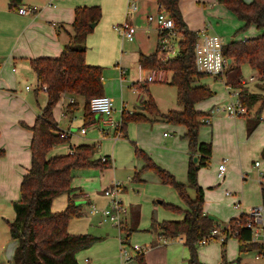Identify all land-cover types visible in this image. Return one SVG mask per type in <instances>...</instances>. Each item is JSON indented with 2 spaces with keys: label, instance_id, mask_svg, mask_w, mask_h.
I'll list each match as a JSON object with an SVG mask.
<instances>
[{
  "label": "trees",
  "instance_id": "obj_1",
  "mask_svg": "<svg viewBox=\"0 0 264 264\" xmlns=\"http://www.w3.org/2000/svg\"><path fill=\"white\" fill-rule=\"evenodd\" d=\"M157 2L160 9L167 12L174 20L176 31L182 36L179 52L175 58L165 62L159 60V50L150 56L142 54L139 63L143 70L163 69L172 75L170 85L177 90V101L181 110L162 113L154 98L149 96L148 100L142 104L143 112L137 111L123 115L122 130L125 131L129 121H157L183 125L187 128L186 138L189 141L191 156L188 185L177 181L171 173L158 166L137 147L136 154L146 161L144 169L154 170L162 183L172 186L188 207L187 211H183L171 204L162 203L166 209L184 214V219L162 223L155 219L154 230L159 231L166 241L183 237L184 245L190 253L187 264H203L200 262L197 246L210 236L213 230L220 227V221H211L204 211L205 191L199 185L198 173L201 168L210 163L213 150L211 144L199 142V130L205 124L204 120L208 114L197 111L195 106L212 98L214 92L206 86L196 85L197 81L204 77L197 72L194 64V48L200 33L191 31L187 27L179 7L180 0H157ZM218 2L231 10L244 23L243 28L256 26L263 32L260 37L239 42L232 41L224 47L225 56L232 61L224 82L228 88L240 92V98L245 107L247 104L250 106L261 98L245 90L241 67L249 65L264 82V0H253L250 3L245 0H218ZM21 3L22 0H9L11 8L18 9ZM101 16L99 7L77 8L72 26L73 34L60 57L39 58L31 61V67L37 77L38 89L47 94L48 100L36 118L34 126L30 128L33 132L31 167L23 176L20 199L13 202L15 220L8 223L12 239L18 242L12 264H80L77 255L103 240L89 234L74 235L68 230L69 222L81 217L82 213L81 206L77 205V197L72 196L74 191L72 172L76 169L91 167L111 168V158L96 159L95 155L98 152L96 145L74 146L72 152L67 155L48 157L55 147L70 141L69 136L61 133L54 117V109L62 95L70 94L84 99L86 126L92 125L96 119V115L91 112L90 102L93 98L104 95L103 69L87 65L86 41L88 35L93 32L91 25L97 24ZM135 88L148 92L147 84L137 83ZM261 109H264V101ZM195 157H199L197 163H194ZM190 189L195 191L194 198L189 195ZM261 193L264 206V181L261 183ZM64 194L70 195L66 209L58 213L53 212L54 200ZM140 218L139 208L132 206L128 229L127 231L121 229L123 244L128 242L132 233L138 231ZM246 220L247 216L242 214L229 221L230 230L227 228L222 230L225 236L222 242L223 247L230 237H235L239 241L240 254L260 249L259 246L249 243L251 234L244 227ZM135 258L138 264H147L144 252L137 253ZM241 262L239 257L232 264H242Z\"/></svg>",
  "mask_w": 264,
  "mask_h": 264
},
{
  "label": "rangeland",
  "instance_id": "obj_2",
  "mask_svg": "<svg viewBox=\"0 0 264 264\" xmlns=\"http://www.w3.org/2000/svg\"><path fill=\"white\" fill-rule=\"evenodd\" d=\"M246 1L250 3L253 0ZM180 2L185 10L190 12L193 11V0H180ZM195 20H197V16H195ZM224 20L225 18L220 17L222 27L219 29L227 31V36H223L222 34L224 32H221L217 28L215 31L212 30V34L220 37L225 46L231 43L232 40L239 42L245 38L252 39L247 38L248 36L245 35V33L247 31L249 32L250 30L248 29L253 26L243 28V25L241 28L240 24L237 22L231 23V21L228 20L224 22ZM220 22H218V20L216 21L218 27L221 25ZM254 28V30L258 32L257 27L254 26ZM259 32L261 34L255 38L260 37L263 34L261 30H259ZM181 39L182 36H179V40ZM125 44L124 56H127V59H125L126 63L123 64L124 56L122 55V67L129 71V74L124 76L125 80L123 82L120 81V74L118 76L110 74V71L115 67L105 70V72H107L106 79L108 78V83L104 81V89L108 85L111 91H116L118 94L115 100L112 98L115 105V111L113 114L114 122L123 126V115L137 112L135 108L138 103L139 95H143L141 96V99L144 101L148 100L149 96L153 97L162 113H167L171 110H179L180 107L178 106L177 101V90L170 85L171 74H168L167 82H154L147 84L148 92L142 89H139L138 92L133 91V80H136L135 82L139 85L145 83L138 82L140 70L138 61H135L133 56H129L131 52L137 51V48L135 47L136 42L126 41ZM120 62L121 58L117 60L116 64H119ZM242 72L243 77L246 80L255 75L252 71L245 69L242 70ZM19 73L16 77L17 86L14 93V95L18 97V100L15 103H4L2 106L4 114L5 111L8 113L7 116L3 115L0 117V121L6 129H11L14 124L18 123L17 121L20 119V114L23 115V112H27L26 108L30 109V107H32L34 109H39L38 103H40L41 106L46 104V93L38 90L37 78L33 71L22 72L21 75H19ZM145 75H149V72H145ZM255 77L259 80L257 75ZM203 82L206 83L215 93L217 87L224 89V79H215L211 76H205ZM260 84L261 82L255 84V88L264 86V83L263 85ZM27 87L31 89L30 92L26 91ZM251 87L247 86L245 87V90L249 93V91L252 90ZM220 97H222V95L218 96V98ZM229 98L230 97H228V99ZM37 99L39 102H37ZM230 103L231 100L229 99V102H226L224 105L220 103L214 108L227 107ZM259 106L262 105L259 104ZM84 108L85 102L80 100L79 109L75 114L76 119L73 121L72 132L74 134L79 133L85 125L83 119ZM140 110L142 109L140 108ZM143 111L144 110H142V112ZM257 112H259V110ZM95 117L97 118L98 116ZM60 118L62 117L60 116ZM100 119L99 122H96L100 124L98 131H96L97 129L95 130L93 126H87L86 130L88 131V134L85 137H96V140L98 141L96 143L98 152L95 155V158L102 159L105 155L110 156L112 167L108 169L91 167L75 170V178L72 180L73 184L89 196L91 204L89 205V209H87L88 206H86V210H88L89 213L87 212L84 216L74 218L69 222L68 230L69 232H75H70L74 235L89 234L103 238L102 241L79 254L78 260L81 264H138V261L135 258L137 253L133 248L138 246L146 254V251L149 248H152L156 242L159 243L158 237L154 233V220L156 219L157 222H163L164 220L167 221L180 218L182 215V213H176L166 209L164 205L160 204V201L164 204L176 206L181 210L186 209V204L172 186L164 185L162 183L161 178L154 170L144 169L146 161L144 158L136 154V147L147 154L153 162L163 169H165L162 166L163 164H169L170 166L172 165L170 163H173L174 165L172 166L178 169V172L176 176L171 172L170 173L177 179L178 177H181V155L178 151H174L173 145H170L171 143L166 142V140H173L172 142L174 143L181 139V134L179 130H176L173 124L157 121H129L126 125L125 131L121 129V132H119V130L114 127H105L103 120L106 119ZM69 125L70 123L68 119L62 120V128H68ZM9 133L12 146L9 145V147H6L9 157L7 163L3 166L2 173L0 174L1 200H10V196L13 198L15 193H18L17 197H20V185L22 182L20 179H22L24 174L21 170L11 169V165H14V158L17 155L16 151H18V145H13V135L15 133ZM164 133H167L168 136L165 137V139L163 138ZM211 133V128L208 125H202L199 130V142L206 140V143H212L213 145V142L211 141ZM68 143H70V141ZM62 145L63 144H61V146ZM59 148L61 147H57V149ZM168 150L174 151V153L170 154ZM218 151V156L223 155L222 159L224 158L227 160L226 167L228 170L230 159L226 158V154H224L221 148ZM153 153L155 154V157L151 156ZM115 156L117 157L116 165ZM263 160L264 159L262 158H255L246 161V166H251V170L249 169L243 172L228 171V177L229 173H231L229 186H225V179L220 180L218 174L214 172L213 160L206 167L199 170V172L202 173L201 176L207 177L206 179H202L201 182L206 184L207 180V183L212 184L210 188L208 186L204 187L206 189L204 191L210 193L208 196L210 197V202L207 203L205 197L206 204L204 206L207 207L208 215L219 218L220 227L218 230H224L226 226H228L230 219L248 213L252 208L263 205L259 186L260 182L264 181V170L263 167L256 166L257 162L260 166V164L264 162ZM184 175L185 182H187V174L185 173ZM15 180L17 183H15ZM177 180H179V178ZM198 182L203 188V185L199 181V173ZM117 184L121 186L118 193V201L122 203L123 210L127 212L126 216L128 218L127 219L123 214L119 226L115 223L103 222L101 214L95 216L90 214V208L92 206H96L99 212H102L107 208L111 209V201L109 205L110 199H108V197L106 198L103 191L104 189L111 188ZM189 195L191 198H194L195 191L190 189ZM66 201L67 197L65 194L57 197L53 202V212L58 213L64 211L66 209H64V206L67 207L66 205H68ZM238 202H241L242 209H236L235 205H237ZM3 206V208L6 209L7 218L4 219V217L0 216V264H8V259L14 254V246H12L14 240L10 236V232L7 231V227L10 219H14L15 211L11 205L8 206V211L7 205ZM132 206H137L139 208L141 221L138 226V231L132 233L128 242L123 244L121 240L123 235L121 229L125 231L128 229V225L130 224V208ZM92 222L95 223L94 227L91 225ZM100 222L103 223L101 224ZM222 242V237H217L213 238L205 245L198 244L197 249L200 262H203V264H224L225 262L232 264L241 257L242 264H258L254 259L253 252L243 253L241 256L239 255V241L237 238L230 237L226 241L225 247L222 246ZM159 244L161 246L167 245L165 248L169 254L171 263L187 264L190 253L184 243H180L179 241H166L163 239ZM125 253H127V256ZM113 254H115V257ZM86 259H88V262H85ZM145 259L148 264V256L145 255Z\"/></svg>",
  "mask_w": 264,
  "mask_h": 264
},
{
  "label": "crops",
  "instance_id": "obj_3",
  "mask_svg": "<svg viewBox=\"0 0 264 264\" xmlns=\"http://www.w3.org/2000/svg\"><path fill=\"white\" fill-rule=\"evenodd\" d=\"M193 1L194 5L192 12L185 10L182 7L181 2L179 3L184 21L191 31L201 33L204 30H208V33H212L216 30V28L219 29L222 27L220 17L225 18L224 22L228 20L231 21V23H239L241 28L244 25V23L240 21L231 10L220 4L218 0ZM83 7H99L101 9V19L96 24L93 32L87 37L86 63L89 66L101 67L104 70L103 84L104 81L108 83V78L106 79V69L115 67L110 71V74H113L114 76H118L120 74L121 82L125 80L124 76L129 74L128 69H123L122 67V55L124 56V48L126 45L125 42L127 40L122 38L117 33V31L115 30L116 26L128 22L137 28V32L135 35L136 39L135 41H133L136 42L135 47L137 48V51L131 52L129 56H133L134 60L138 61L139 69H142L139 63V59L142 54L150 56L158 52L160 33L155 24L150 25L147 21L148 16L156 15L160 9L157 0H139L138 9L135 12H131L129 10V0H22V3L18 9L11 8L9 0H0V117L3 115H8L6 111L4 114V109L2 108L4 103H15L18 100V97L14 95L15 88L17 86L16 77L18 73L20 72L19 75H21L22 72L33 71V73L35 74L34 70L31 67L32 60L39 58L60 57L64 50V47L69 43L70 37L73 34L72 26L75 21V10L77 8ZM21 8L32 10L29 14L22 15L19 13V9ZM195 16H197V20H195ZM217 20L221 23L219 27L217 25L218 23L216 24ZM254 29V26L248 29L250 31H247L245 33V35L248 36L247 38H255L256 36L261 34L259 30L258 32H256V30ZM219 30L221 32H224L222 34L223 36H227V31H223L222 29ZM243 40H246V38L242 39V41ZM119 58H121V62L119 64H116ZM125 59H127V56L123 57V64L126 63ZM244 69L252 71L255 75L251 77H254L256 79L254 82H249V79L246 80L243 77V79L245 80V84L243 83L244 86H252V90L249 91V94L259 95L261 99L250 106L247 104V113L244 116L238 118L230 117L224 110L225 107L219 108L220 111L212 115L211 124L208 125L211 128V141L214 145L213 146L211 143L213 154L210 160V162L213 160L214 172L218 174L219 165L224 160H226L224 158L222 159L223 155L218 156V150H220V148L223 150L224 154H226V158L230 159L228 170L225 172L224 177L222 178L225 179V186L230 185L231 173H229L228 177V171L243 172L245 170H251V166H246V161L253 160L255 158L264 159V120H260V117L264 114V109L262 110L261 106H259V104L262 105V102L264 101V86L255 88V84L261 82L260 85H263L264 82H262L260 79L258 80L255 77L256 75L258 76V73L254 71L249 65H243L241 67V72ZM143 71L150 72L146 70ZM204 78L205 76L203 78H200L197 81L196 85L208 87V85L203 82ZM135 81L136 80H133L132 82L134 89L133 91L138 92V89L135 88V84H137ZM208 88L212 90L210 87ZM26 91L30 92L31 89H26ZM231 94L232 89L228 88L224 82V89H220V87H217L216 93L214 92V96L212 98L197 103L195 108L199 112L209 114L211 110L218 104L221 103L224 105L226 102H229V99L232 101L233 97ZM104 95H107L114 100L118 96L117 92L111 91L108 85L104 89ZM220 95H222V97L218 98V96ZM141 96L143 95H139L138 97V103L135 108L136 111L140 110V108L142 107L144 100L141 99ZM228 97L230 98L228 99ZM47 100L48 98L46 99V104ZM80 100L84 102L83 98L76 97L70 94H64L62 95L60 102L55 107L54 117L58 123L59 130L61 131V133H64L70 137V143L63 144L62 146L58 145L57 147H61L59 149L55 147L49 153V158L67 155L72 152V147L74 146L96 145V143L98 142L96 140V137H85L88 134L86 125H84L81 131L77 133L80 135L74 134L72 132V127L74 124L73 121L76 119L75 114L79 109ZM37 102H39L38 99ZM46 104L41 106L40 103H38L39 109L30 107V110L29 108H26L27 112H23L24 116L20 114V119L19 121H17L18 123L14 124L11 129H6V127L3 126L0 121V174L2 173L3 166L7 163L9 157V153L6 147H9V145L12 146L10 142L9 132L15 133L13 135V145H18V151H16L17 155L14 158V165H11V169L21 170L24 173L23 176L30 169L32 161L31 143L33 138V132L30 130V128L34 126L36 118L41 113ZM75 104L78 105L75 106ZM179 110H181V108H179ZM258 110L259 112H257ZM141 111L142 110H140V112ZM60 116L62 118H60ZM63 119H68L70 123L68 128H62ZM99 120H101L100 117H97L94 123L92 125H89V127L93 126V128L95 130L97 129L96 131H98V129L100 128V124L96 122H99ZM173 126L176 128V130L180 131L181 139L177 140L174 143L172 142L173 140H166V142L171 143L170 145H173L174 151H178L181 155V177H178L179 180L177 181L182 184L188 185L189 182H185L186 180L184 175L186 173L188 177V168L191 158L189 152V141L186 138L188 131L185 126ZM82 130H85V134H82ZM165 137H168L167 133H164L163 138L165 139ZM200 143H206V140ZM174 151L168 150L170 154H173ZM151 156L155 157V154L153 153V155ZM105 157L110 156L105 155L104 157H102V159H104ZM114 158L116 165L117 157L115 156ZM170 164L174 165L173 163ZM172 165L169 166V164H163L162 166L169 173L171 172L176 176L178 169H176ZM258 167H263L264 170V162ZM75 172V170L72 172L73 180L75 178ZM201 174L202 173L199 172V181L203 185V189L206 190L204 187L208 186L210 188L212 184L207 183V180L206 184H203L201 180L206 179L207 177H203L201 176ZM22 179L20 180L22 181ZM262 182H260L259 186L261 199ZM15 183H17L16 180ZM72 188L74 190L72 196L75 195L77 197V205L81 206L82 208V217L87 214L88 210H86V206H88L87 209H89L91 201L89 199V196L83 190L74 186L73 181ZM107 189H104L103 192H105V190ZM209 194L210 193L205 191L207 203L210 202V197H208ZM65 195L67 197L66 202L68 204L70 195ZM17 196L18 193H15L13 198H11L10 196V200L0 199V216L4 217V219L7 218V216L6 209L3 208V205H7L8 211V206L11 205L13 207V202L20 199V197ZM110 201L111 200H109V205ZM160 204H162V201H160ZM235 207L237 210L242 209L241 202H238ZM65 208L66 207L64 206V209ZM204 209L205 213L207 214V207L204 206ZM187 210L188 207L186 206V209H184L183 211ZM15 217L14 219H10L9 222H13L15 220ZM238 217L239 216H236L234 218ZM183 219L184 214H182L180 218H175L174 220L167 221H182ZM100 223L102 224L103 222ZM91 225L94 227L95 223L92 222ZM7 231L10 232L9 225L7 227ZM154 233L158 237V242L161 243V240H163V238L161 237L160 232L154 230ZM172 241H179L180 243H184V238L179 237ZM159 243L156 242L152 248H149L146 251V254L144 253L146 256H148V264H173L171 263V259L165 248L167 245L161 246ZM12 246H14L13 248L15 254L18 242L14 240ZM136 247H134L133 249H135ZM14 254L12 255V257H10V259H8V264H12ZM79 254L77 255V259L79 258ZM239 255L241 256L240 252ZM113 256L115 257V254H113ZM85 262H88V259H86Z\"/></svg>",
  "mask_w": 264,
  "mask_h": 264
},
{
  "label": "built area",
  "instance_id": "obj_4",
  "mask_svg": "<svg viewBox=\"0 0 264 264\" xmlns=\"http://www.w3.org/2000/svg\"><path fill=\"white\" fill-rule=\"evenodd\" d=\"M139 0H129V10L135 12L138 9ZM32 10V9H31ZM31 10L26 8L19 9V13L29 14ZM150 25L155 24L160 33L159 42V54L158 58L162 62L168 61L175 58L179 52V33L176 31L174 20L162 9H159L156 15H150L147 18ZM115 30L117 33L129 42L135 41V35L137 28L130 23L126 22L122 25L116 26ZM224 43L220 37L212 33H208V30H204L200 33L199 38L195 44L194 48V64L196 70L199 74L204 76H211L214 78L224 79L226 72L229 69L228 58L224 53ZM168 72L163 69H155L149 72V75H145V71L139 70V81L140 83H154V82H167ZM256 79L254 77L249 78V82H254ZM245 80H243V83ZM30 90L29 87L26 88ZM233 100L231 103L225 107V111L230 117L238 118L242 117L247 113V109L240 98V92L238 90H232ZM91 112L100 118H104L103 124L107 128L114 127L119 132H121L122 125L115 123L113 119V114L115 111V105L112 98L103 95L95 97L90 102ZM219 108H213L211 112L205 117V124H211V117L213 114L219 112ZM260 120H264V114L260 117ZM82 134H85V130H82ZM227 160H224L218 168V178L222 179L225 172ZM259 166V163H256ZM120 186L114 185L111 188L105 190L104 195L111 200V209L99 212L96 206L91 207V214L98 215L101 214L103 222L115 223L118 226L121 224L122 215L125 213L123 210L122 203L118 201V193ZM242 215V214H241ZM247 216L246 223L244 227L250 231L251 238L249 243L260 247V249L253 251L254 259L258 264H264V206H258L250 209ZM240 217V216H239ZM230 230V226H226ZM225 228V229H226ZM237 234V233H236ZM222 237L224 241L225 236L222 231L216 229L213 230L210 236L205 238L200 244L205 245L213 238ZM136 253H142L143 250L140 247H136L134 250ZM127 256V253H125Z\"/></svg>",
  "mask_w": 264,
  "mask_h": 264
},
{
  "label": "water",
  "instance_id": "obj_5",
  "mask_svg": "<svg viewBox=\"0 0 264 264\" xmlns=\"http://www.w3.org/2000/svg\"><path fill=\"white\" fill-rule=\"evenodd\" d=\"M95 26H96V24H92V25H91V28L94 29ZM228 63H229V65H231L232 61L229 60ZM141 109L144 110V107L142 106ZM98 118H99V116H98ZM198 160H199V158H198V157H195V158H194V163H197ZM208 218H209L211 221H213V222H219V219H218L217 217H215V216L208 215Z\"/></svg>",
  "mask_w": 264,
  "mask_h": 264
}]
</instances>
